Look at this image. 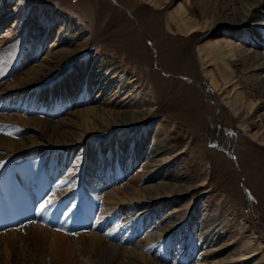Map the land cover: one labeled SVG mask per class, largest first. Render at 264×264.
I'll return each instance as SVG.
<instances>
[{"label":"rangeland","instance_id":"obj_1","mask_svg":"<svg viewBox=\"0 0 264 264\" xmlns=\"http://www.w3.org/2000/svg\"><path fill=\"white\" fill-rule=\"evenodd\" d=\"M24 1L23 8L25 13H28L26 14L27 17L31 19V32L28 39H32V45L34 46V43L37 40L33 37V34L37 32L34 24L37 25L38 23L40 25L39 28L42 30L47 26H52V30L47 31L48 33H46L47 37L43 42V49H41V52L44 49L49 48V45L54 42L55 35L58 36V26H61L60 33H64L62 38L64 37L65 40H63L62 43L58 42L59 39L57 38L55 40L57 47H61V49L68 48L76 53L75 58L71 60L65 72L64 70L62 71L64 75L69 71L73 72V70H71L72 67L77 66L78 62L83 58L85 64H89L94 78L97 79L99 83H105V76L112 79V83H105L103 87H99V89L98 87L93 88L90 92V98L87 99V97L84 98V96L81 95V93L86 91L84 90L86 82L84 80V82L77 81L75 82V91H72L71 95H68L67 97H62L60 102L56 104L62 107L60 108V111L55 112L57 114L53 113V115H46L50 123L54 125L60 123L58 129H68L69 131L76 132V136L80 140L75 143L76 146L74 150L66 151V149H64L62 153H60V150L55 151L54 149H51L50 151H38L42 146L37 143H41L44 146L46 141L37 142L35 145L31 146V151L29 150L30 152L24 151L29 152V155L20 156L21 154H16L13 158H8L10 161H12L11 159L19 160L16 164H13V171L11 169V164H0V178H7L9 173H13L15 169L17 170H15L16 173L25 172V176H21L17 182L13 183L12 180L9 186L4 184L3 187H0V192L2 194L3 189H6L10 210H14L15 213L17 211L15 203L21 201L19 197L14 196L13 192L11 194L8 191L11 186L17 187L15 184H22L21 181L25 180L27 187H29L32 182H41L38 187H43L42 190H44V185L48 181V183L53 182V184L50 183L46 188L44 191L46 193L45 196L42 193L40 197L39 193L34 192L33 189H30L28 192V198L30 200H32V198H35L37 201L41 200L40 203L38 201L34 212H36V210L38 211V208H42L41 205H45V207H43V210H46L45 212L48 211L49 214L53 213L54 216L58 213L61 215L62 211L57 212V210L61 206H64L65 209L63 215L65 216L68 214L71 221L82 217V221L89 222L90 219L88 217L81 216L82 213L79 214L80 216L77 215L76 210L84 202H95L94 211L97 214L100 212L98 206H100L101 202L102 204L104 203V200L95 196L92 192V190L95 191L94 184L96 186L97 184H100L97 186V189L99 192H102L101 190L103 188L104 180L106 179L105 174L101 175V172L98 173L102 167H98V163L94 161L96 158L98 160L100 159L99 154L94 152L96 144H103L102 149H104L102 152H106L108 170L110 172L108 181L111 183L106 185L103 188V191L104 189L108 190L115 186L120 187V185L127 182L131 183L134 179H141V186L146 188L147 191L150 190L151 186H154L153 184H159L161 181L160 183L167 182L169 184H174V188L176 185L179 187L183 186L184 192L177 199L178 201L176 203H173L174 200L171 199L172 194L168 195L162 204H159V202L146 204L144 203L146 199L145 197H143V199L142 197L137 198V196H132L128 202L124 201V203L122 202V204H119L117 207L107 208L106 210L108 213H106L105 216L115 215L116 217L113 216L115 218L114 222L107 223V226L101 228L104 235L107 234L108 236L107 241L111 238L110 246L114 248L113 253L111 251L108 252L109 258L106 259L104 264H111V260L112 264H116L119 259L118 257L121 254L126 252L127 257H129L128 255L132 251L136 252V255L139 258L137 261L134 262V259L124 257L122 262L119 260L117 264H173L170 262L172 260L175 261L174 264H178L179 261H181L182 264L254 263L256 257L264 251V222L258 220V216L264 214V145H257L255 142H251L246 138V140H241L240 143L237 144V140L240 139L241 134L243 135L245 133L239 124L235 122V126L239 128L236 139L227 146H221V143L218 142L217 139L215 141L212 139V136L215 138L216 136L210 132L208 111H202V107L195 102V96L188 99L185 97V87L188 86V84L193 91L195 90L192 86L198 90V88L202 89V87H209L210 85L208 76L202 74L198 62L195 60L193 44L185 41L183 38L184 36L177 34L175 29L171 28V30H168L165 27V12L170 6H173L177 0H172L170 6L163 10L151 6L149 3H143L141 0H128L129 6L125 4L123 0H104L106 2V7L101 6L103 0ZM223 3L226 4L223 0H216L212 4H218V7H220L224 5ZM143 4L145 7L142 6ZM11 5H8L7 8L11 7ZM255 15L256 16L253 20H248L246 23L248 22L252 26L260 25L263 27L264 6L263 8L258 6ZM142 19H145L147 22V30L153 29L151 27L154 26L149 19H152L154 23L160 22L159 28L157 29V39L147 30L144 31L140 27V21ZM13 22L14 17L8 18L5 23L2 22L3 24H0V36L3 32L12 27ZM227 23L228 22L225 20L222 22V24ZM23 33L24 32H22V34ZM134 36L137 37V41L134 40ZM234 38H236V34L235 36L233 34V39ZM245 40L247 41L246 37H243L242 35L236 40V42L242 43ZM27 42L23 44L12 43L11 46H8L7 43L3 45L0 44V54H3L4 59H6V54L15 55L12 60L13 62L11 61L12 63L9 65L5 60L0 62V81H4L5 83L9 82L14 74L24 68H21L24 64H20L19 62L23 58L22 52L26 49ZM64 42L68 43L65 44ZM251 49L253 48L251 47L250 50ZM176 50V54L179 53L178 55H180L181 58L178 61L175 59L177 65L175 68H169L166 63H169L168 60L170 61L172 59ZM189 52L194 55V76L185 71L187 68L185 56ZM39 55L35 57L37 59L31 61L29 64L30 66L36 64L40 60L42 55ZM102 57H104L106 61H101ZM115 66L116 70L114 68ZM234 67H239V65H236L235 63ZM15 68H17V70H14ZM150 70H154V74L151 75L148 72ZM102 71H106V73L98 78ZM120 74H123L121 79L117 77ZM129 77L139 78L142 84L146 85L151 93V96L147 95L146 97H154L152 108H148L150 111L148 118H143V123H136L128 128H126L128 126H126V123H123V125L119 127L106 120L100 124V126H117V129H112L110 135L104 136L103 133L101 134L98 133L99 131H96L95 133L97 134V137H81L86 131L82 126L76 124L78 121L77 116L75 115L76 112L74 113V111L82 113L87 106H97L102 99L107 100L109 95H112L109 100L110 104L118 101L121 98L120 93L122 90L115 91L116 83L119 81V83H121L124 79L128 80ZM255 77H257V75H255ZM255 77H253L254 80H256ZM115 79L116 82L114 81ZM194 79L198 84V88L193 83ZM56 80L57 79L48 81L44 87L52 84ZM126 85L127 84L124 83V86ZM128 87L131 88L132 86L128 85ZM137 90L138 89H135L134 92H137ZM20 92L23 94V91ZM20 92L17 90L14 91V93L10 94L11 98L0 103L2 106L4 103H7V107L5 105L3 106L5 108L0 106V114H5L0 115V135H8L10 137L25 136L24 143L30 145L31 141H34L35 138L39 140L38 128L35 129L32 126L29 128V126L26 127L24 125V127H21L18 125V121H13L12 119L13 114H23L22 110H18L16 107L20 105L23 107L31 105L27 101V95H24L23 97L21 96L22 94H19ZM75 92L80 94V96L75 97L73 95ZM195 92L197 93V91ZM211 93H213L215 102L222 103L220 97L214 90ZM77 94L75 95L77 96ZM197 97L201 99L202 102L203 97L200 98L198 93ZM130 99L131 96L127 97L124 102L132 101V99ZM67 100L69 102H67L68 104L66 103ZM36 110L38 111L40 108H37ZM262 110H264V108ZM37 111L30 112V114L39 115L40 113ZM257 118L258 117H255V119ZM138 119L137 121H139ZM124 120L129 121L130 118H124ZM98 126L99 124L93 126L91 131H95L96 129L100 130V128H97ZM262 129L264 130V128ZM137 130L144 131L142 135L144 138L142 137L140 142L135 140V142L130 145H123L122 143L118 146L119 142L131 137L132 132ZM252 130H254V128H252ZM47 137L48 136H41L40 140H47ZM169 137L176 139L175 141H171ZM49 139L55 142H59L60 140H56L52 137ZM109 143L110 145H108ZM137 143H139L138 146H136ZM164 144L169 148V153H163L165 156L164 161L169 160V166L163 173L164 177L160 178V176L156 175L151 178L148 172L146 174H141L139 172L141 164L153 166V158H161L159 155L152 157V149L155 150L156 146L159 148ZM3 146V143H0V153L8 151ZM110 146L113 147V151H111V148L108 149ZM236 146L239 147L241 155L237 154L238 152L236 153ZM132 148L136 151L137 155L140 154L137 158L131 153ZM88 150L94 163H92L91 168L87 171L86 177L83 179L87 178L86 180L89 182L92 181V183H89L87 184V187H84L83 181L80 178L81 181H79V183L77 182L76 186L79 184L81 185H79L77 190L72 192V190L76 188L75 186L61 196L53 197L51 192L56 187L61 186L63 182L60 181L64 179L63 174L71 172L66 178L69 179L75 174V172L77 173L78 171L75 168L78 167L73 163H81L79 159L83 158L82 164H84L85 161L83 160H85L84 157L86 154L82 151L88 152ZM32 151H35V155L32 154ZM178 151L179 153L177 154ZM253 155L255 156L254 164L258 165L260 168L255 172H252L253 165L248 161V158H252ZM46 157H52L53 159L50 168H53L54 165L58 164L62 169L61 176L58 174L59 171L54 175L56 178L55 180H53L52 175L50 177V173L45 177V172L46 170L48 171ZM31 158L38 163L39 161H42V170H39L38 166L37 168L34 167L33 176L29 175V170L32 169H29V164L32 162ZM22 159H25V161H22ZM241 160L244 161L246 172L242 171ZM262 169V176L256 178L257 174H259V171ZM171 170L178 173L179 180L177 179L175 181L173 176L167 177L166 174ZM97 173L99 179L93 177V175ZM117 173L118 175H115ZM248 180H251L254 185L250 184ZM56 184L57 186L54 188V185ZM16 191L15 193H17ZM21 191H23V189ZM155 191L160 193L164 190L157 189ZM68 194L69 196L73 194V197L70 196V198L67 199ZM58 198L61 199L60 203L56 201ZM47 201H50V203H46ZM32 203L34 206L35 204L33 200ZM24 205L26 206L25 203ZM173 205H178V208L179 205H182L185 208L173 211ZM5 206L6 205L4 204V207ZM90 208L92 207L90 206ZM195 210L196 212L194 216L193 212ZM70 211L72 213L76 212V215H71ZM208 211L212 213L215 212L218 215L219 221L217 222L219 223H214L213 229L210 231V233H212L213 239H211V241L213 244L200 248V241H198L197 244L195 242V232H197L201 226H203L201 228L206 227V224H202V220H204V218H202V213H204L205 216H209L207 215ZM97 216L98 215H96V217ZM241 218L246 221L244 227H241ZM134 219L135 221L131 222L132 224L128 226L126 231L122 232L123 228H120L119 230V227L123 222ZM34 220L36 221L39 219L33 217V219L24 221L19 224V226L7 227L3 230L0 229V241H2L4 237H12V241L14 240L12 245H8V249L2 250L3 247H7V244L0 246V264H31L34 262L36 257L28 255L32 250L30 245L32 244L31 241L20 238V236H24L28 233L27 231H29L30 228L28 227L29 225H23L28 222H34ZM78 220L76 223L81 222ZM192 221L193 224L190 225ZM179 222L182 224L179 229L182 230L178 232L179 234H175V231H173L172 228ZM93 225L94 224H92V227ZM195 226H197L198 229L193 230L194 232L192 235L191 233L186 234L189 228H195ZM19 227L21 228L19 229ZM15 228L18 229L16 230ZM83 228H85V230L90 229L88 223L87 227L83 226L82 229ZM68 230H70V228H68ZM111 230H115L114 235L110 234V232H112ZM253 231L258 233L259 239L262 241L261 249L250 258H240L238 252L235 250V246L240 240L246 239L250 237V235L253 236ZM120 234L123 236L130 234V242L121 243ZM173 237L175 238L173 239ZM101 238L103 239L104 237ZM178 241H180L177 245L178 248L173 249V252L171 253V247L174 244H177L175 242ZM226 242L229 244L224 245L223 243ZM115 244L118 246L115 247ZM140 244L145 247L140 246ZM149 245H152L153 247L155 246V248H152L150 257L146 256L145 251V248ZM81 246L82 245H80V250L83 249L82 252L84 251L83 253H85L86 244H83V248ZM99 247L100 246H98L97 250ZM123 247H125L124 252L121 250ZM186 249H189L190 251ZM153 250L155 252H153ZM233 250L236 252L235 256H231L230 254ZM156 254H158V256ZM202 254H208L207 259L201 261L200 256ZM164 255H167V258H163ZM161 256L162 259H160ZM96 259L98 263L101 261L98 253L96 254Z\"/></svg>","mask_w":264,"mask_h":264},{"label":"bare ground","instance_id":"obj_2","mask_svg":"<svg viewBox=\"0 0 264 264\" xmlns=\"http://www.w3.org/2000/svg\"><path fill=\"white\" fill-rule=\"evenodd\" d=\"M123 1L129 6L128 0ZM171 1L172 0H141V2L143 3H149L151 6H154L155 8L158 7L162 10L164 8L169 7ZM215 1L216 0H177V2L173 6H170V8L165 12V27L168 30H171V28L175 29L177 34L184 36L183 38L185 41L193 44L195 51V60L196 62H198L200 71L202 72V74L208 76L209 78L210 86L202 87V89L198 88V84L195 79L193 82L194 85L200 91H198L193 86L192 88L197 91V93L200 95V98L203 97L202 102L201 99L197 97V93L190 88L189 84L185 87V97L188 99L195 96V102H197V104L202 107V111H208L210 119V132L215 134L216 136V138L212 136L213 141L217 139V141L221 143V146H227L228 144H230L233 140L236 139V136L238 135L239 128L235 126V122H237L245 133L243 135L241 134L240 139L237 140V144L240 143L241 140H244L246 138L249 139L251 142L253 141L257 145L261 146L264 145V130L262 129L264 128V110H262L264 108V98H261L264 97V26H252L248 22L246 23V21L253 20L255 18L256 8L258 6H261L263 8L264 0H223L226 4L223 3L224 5L220 7H218V4H212ZM24 2V0H0V24L2 22L5 23L8 18L14 17L12 27L9 28V30L3 32V34H1L0 36L1 45L5 43H7L8 46H11L12 43L23 44L27 42V40L30 43L32 42L31 38L28 39L31 32V19L27 17L26 14L28 13H25V10L23 8ZM8 5H11V7L7 8ZM101 6L106 7V2L104 0ZM142 6L145 7L144 4ZM149 20L150 22H152V25H154L153 27H151L153 29L147 30V22L145 19H142L140 21V27L144 31L147 30L151 35H153L157 39V29L159 28L160 22L154 23L152 19ZM224 20L228 23L222 24ZM34 25L37 32L33 34V37L37 40L34 43V46L32 45V43H26V49L24 50V52H22L23 58L19 62L20 64H24L21 67L24 68H20L21 70L19 69L20 71L14 74L13 78L9 80V82L5 83L3 81V83L2 81H0V103L11 98L10 94L14 93V91H23V94L22 92H20L19 94H22L21 96L23 97L24 95H27V101L31 105H27V103V107H23L21 105L16 107L18 110H22L23 114H13V121H18L19 124H16L21 127L24 125L26 127L29 126V128L31 126L35 129L38 128L39 140L41 136L48 137L47 140L45 139L43 141H39L35 138L34 141H31L30 145H27V143H24L25 136L10 137L8 135H0V143H3V147L8 150L0 153V164H11V167L14 166L13 164H16V162L19 160L11 159L12 161H10L9 157L13 158L14 156H16V154H21L20 156L29 155V152L31 151V146L35 145L37 142L46 141L48 143L47 144L45 142L44 146L41 143H37L42 146L39 148L38 151H50L51 149H54L55 151L60 150V153H62L64 149H66V151L74 150L76 146L75 143L80 140L76 136V132L69 131L68 129H58V125H60V123L58 125L50 123L46 115H53V113L60 111V108L62 107L56 104L60 102V99L62 97H67L68 95H71L72 91H75V82L77 81L86 82L84 89L86 91L84 93H81V95H83L84 98L87 97V99L90 98V92L91 90H93V88L98 87L99 89V87H103L105 83H112V79L106 76L105 83H99V81L94 78L90 70L91 68L89 64H85V60H83V58L78 62L77 66L72 67L71 70H73V72L69 71L68 73H66V75H64L62 71L64 70L65 72L71 60L75 58L76 53L72 52L68 48L61 49V47H57V43H55V40L57 38L59 39L58 42L63 43V40H65L64 37L62 38L64 33H60L61 26H58V36L55 35L54 42L49 45V48L44 49L41 52V49H43V42L47 37L46 33H48L47 31L52 30V26H47L45 27V29L42 30L39 28L40 25L38 23L37 25ZM22 32L24 33L22 34ZM233 34L234 36L236 34V38L234 39ZM242 35L243 37H246L247 41L245 40L242 43L236 42V40L239 39ZM134 40L137 41V37L134 36ZM64 43L66 44L68 42ZM251 47L253 49L250 50ZM176 53L177 50L175 51V54H173L172 59L170 61L168 60L169 63H166L169 68H175L177 66L175 59H177L178 61L181 58V56L178 55L179 53ZM39 54L42 55L40 57V60L36 64H32L30 66L29 64L31 63V61L37 59L35 57H37V55ZM14 57V54H6V59H4L3 54H0V62H3L5 60L6 63H8L9 65L13 62L12 60ZM185 58L187 62V68L185 71L188 72V74L190 73V75L194 76V55L189 52L186 54ZM104 60L106 61V59L102 57L101 61ZM235 63L236 65H239V67H234ZM116 66L114 67L115 70ZM14 70H17V68H15ZM148 72L151 75L154 74V70H150ZM105 73L106 71H102L99 74L98 78H100V76ZM255 75H257V77H255ZM117 77L121 79L123 77V74H120ZM253 77H255L256 80H254ZM55 79L57 80L54 81L52 84L46 85L44 87V85L48 81ZM114 81L116 82V79ZM119 82L116 83L115 87V91L122 90V92L120 93L121 98L118 101H115L114 103L110 104L109 100L111 99L112 95H109L107 100L102 99L97 106H87L84 109V112L82 113L74 111V113L76 112L75 115L77 116L78 121L76 122V124L82 126L83 129L86 131L81 135V137H97V134L95 133L96 131H99L98 133L101 134L103 133L104 136H108L112 133V129H117V126L120 127L123 125V123H126V126L128 125L126 128H128L136 123L141 124L143 123V118H148L150 112L148 108H152L154 103V97H146L147 95L151 96V93L149 92V89L146 87V85H143L141 80L137 77H129L128 80L124 79L123 82ZM124 83H126L127 85L124 86ZM128 85L132 87L130 88L128 87ZM133 88L138 89L137 92H134L135 89ZM213 90L220 97L222 103L215 102V99L213 98V93H211L213 92ZM75 94H77V92L73 94L75 97L80 96V94H77V96ZM129 96H131L132 101L124 102V100ZM67 102L68 100L66 101V103ZM4 105L7 107V103H4ZM0 106L2 108H5L2 106V104H0ZM37 108H40V110L37 111ZM36 111L40 114H30V112ZM255 117L258 118L255 119ZM124 118H130L131 122L130 120H124ZM137 119L139 121H137ZM106 120L116 124L117 126H100V124H102ZM47 124H50L52 126ZM98 124L99 126L97 128H100V130L96 129L95 131H91V129H93V126ZM252 128H254V130H252ZM143 133L144 131L142 130L132 132L131 137H128L126 140H123L125 143L123 141L119 142L118 146H120L122 143L123 145H130L135 142V140H138V142H140L142 137L144 138V136H142ZM50 137L56 140H60L59 142H55L53 140H50ZM169 139L171 141H175L176 138L169 137ZM108 145H110V143ZM138 145L139 143H137L136 146ZM102 147L103 144H96L94 152L99 154L100 159L98 160L96 158L94 161L98 163V167L103 168V170L101 168L98 173L101 172V175H106V179L104 180L103 184L104 188L106 185H109L111 183L108 181L110 176V172L108 170V160L106 159V152H102L104 149H102ZM110 148L111 151H113V147L110 146L108 149ZM155 148V150L152 149L151 156L155 157L159 155L161 156V158H153V166L148 164H141V169L139 170V172L141 174H146L148 172L151 178L155 177L156 175L162 178L164 177L163 173L165 172V170H167V167L169 166V160L164 161L165 156L163 153H169V148L165 144L163 146H160L159 148H157V146ZM235 150L236 153L238 152L237 154L241 155L239 147L236 146ZM131 151V153H133L134 157L136 158L140 155H137L136 151L133 148ZM34 152L35 151H32L33 155H35ZM82 152L86 154L84 157L85 160H83L85 161V163L82 164L83 158L79 159L81 163H73L76 167H78L75 168L78 172H75V174L69 179L66 178L71 172L63 174L64 179L60 181L63 182L61 186L56 187L57 184L54 185V188H56L51 192L53 197L61 196L62 194L68 192L70 188H74L77 182L79 183V181L81 180L83 181L84 187H87V184L92 183V181H87V178H83L86 177L88 169L91 168L92 163L94 162L90 157L89 150L88 152ZM178 153L179 151L177 152V154ZM52 160V157H46V166L48 168V171L46 170L45 177L50 173V177L52 175L53 180H55L56 178L54 175L56 174V172L59 171L58 174H60L61 176L62 169L60 168V166H58V164L54 165L53 168H50L53 162ZM254 160V155L252 158H248L250 164L253 165L254 170L251 168L252 172H255L257 169H260L258 165L254 164ZM22 161H25V159H22ZM241 162L242 171L246 172L244 161L241 160ZM41 164L42 161H39L38 163L37 161L32 159L31 164H29V169L32 168L29 170V175L33 176L34 167L37 168L38 166V169L42 170ZM11 169L13 171L14 168L12 167ZM14 172L9 173V176L7 178H0V187H3L4 184L9 186L12 180L14 183L17 182V180H19L21 176H25V172ZM259 172L260 173L257 174V177H254L260 178V176H262L263 174V169ZM98 173L93 175V177L99 179ZM115 175H118V173ZM166 175L167 177L173 176L175 178V181L177 179H180L178 173L173 172V170L169 171ZM248 181L250 182V184L254 185L251 180ZM21 182L22 184H15L17 187L11 186V191L10 189L8 190L11 194L13 192L14 196L19 197V199L21 200L15 203V207L17 208V211L15 213L14 210H10L8 206L6 189H3V194L0 192V229L3 230L7 227L19 226V224L23 223L24 221L33 219V217L39 219L36 221L34 220V222H28L24 224L23 226L29 225L28 227L30 228L29 231H27L28 233H26L24 236H20L21 239H28L32 243L30 244L32 250L28 255L32 257L35 256L36 258L31 264H104L106 259L109 258L108 252L111 251L113 253L114 248L110 246L111 238L109 239V241H107L108 236L107 234L104 235L101 228L107 226V223L109 224L114 222V217H116L115 215L105 216V214L108 213L106 210L107 208L117 207L119 206V204H122V202L124 203V201L128 202L132 196H137V198L145 197L146 199L144 203L146 204L154 202H159V204H162L163 201L166 200L168 195L172 194L171 199L174 200L173 203H176L178 201L177 199L184 193L183 186L179 187L175 184L176 186L174 188V184H169L167 182L160 183L161 181L159 182V184H153L154 186H151L150 190L148 191L146 188L141 186V179H134L131 181V183L127 182L123 185H120V187L115 186L108 190L104 189V191L102 188V192H99L97 189V186L100 184H97V186L94 184L95 191L92 190V192L95 194V196L100 197L102 200H104V203L102 204L101 202L100 206H98V210L100 212L97 214L95 213V202H84L80 205L79 208H77V215L82 213L81 216L88 217L90 221H82V217L76 218V220L71 221L68 214L65 216L63 215L65 209L64 206H61L57 210V212L62 211L61 215L58 213L54 216L53 213L49 214L48 211L45 212L46 210H43V208H38L39 210H36V212H34L39 200L37 201L35 198H32L35 204L33 206L32 200L28 198V192L30 189H33L34 192L39 193L40 197L42 193L45 196L46 193L44 191L50 184L48 183V181L44 185V190H42L43 187H38L41 182H32L29 187H27L25 180ZM79 185L76 186V188L73 189L72 192L77 190L79 188ZM22 189L23 191H21ZM157 189H163L164 191L158 193L155 191ZM15 191L17 193H15ZM67 196V199H69L70 196L73 197V194L70 196L68 194ZM56 201L60 203L61 199L58 198ZM23 202L26 204V206ZM40 202L41 200L39 201V203ZM4 204L6 205L5 207ZM90 206L92 208H90ZM183 208L185 207H183L182 205H179V208L178 205H173V211H177ZM195 212L196 210L193 212L194 216ZM70 214L74 216L76 215V212H71ZM202 214V218H204V220H202V224H206V227L201 228L203 227L201 226L198 229L197 226H195V228H189L186 232V234L191 233L192 235L194 232L193 230L198 229V231L195 232V242L197 244V242L200 241V248L203 246L207 247L209 244H213V242L211 241V239H213L212 233H210V231L213 229L214 223H219L217 222L219 221L218 215L215 212L212 213L208 211L207 215L209 216H205L204 213ZM96 215L98 216L96 217ZM241 219V227H244L246 221L243 218ZM77 220L81 222L76 223ZM258 220L264 222V214H260L258 216ZM133 221H135V219L126 220L125 222H123V224L120 225L119 230L120 228H123L122 232L126 231L128 226L131 225V222ZM87 223L90 229H82L83 226L87 227ZM92 224H94L93 227ZM192 224L193 221L190 225ZM181 225V222L174 225L172 230L175 231V234L182 230L179 229ZM20 228L21 227H19V229ZM68 228H70L71 231L68 230ZM111 231L112 232H110V234L114 235L115 230ZM253 233V236L250 235V237L242 239L236 244L235 250L238 252V256L240 258H250L261 249L260 247L262 241L259 239L258 233H255L254 231ZM129 236L130 234H127L126 236L120 234L121 243H129L131 240V238L129 239ZM101 237H104V240ZM174 238L175 237H173V239ZM13 241L12 237H4L3 240L0 241V246L7 244V247H3L2 250L8 249V245H12ZM179 242L180 241L175 242L177 244H174L171 247V253L173 252V249L178 248L177 245ZM83 244H86V250L84 248L85 253H83L84 251L82 252L83 249L80 250V245L83 246ZM223 244L226 245L229 243L226 242ZM152 245H149L147 246V248H145L146 256L148 257H150V253H152V248H155V246L153 247ZM98 246L100 247L97 250ZM117 246L118 245L115 244V247ZM140 246L145 247L141 244ZM121 250L124 252L125 247L121 248ZM235 250L230 252L231 256H235ZM153 252L155 251L153 250ZM97 253L99 254L101 260L99 263L96 259ZM208 254H202L200 256L201 261L207 259ZM156 255L158 256V254ZM128 256L129 257H127L126 252H124V254H121L118 257L119 259L117 260L116 264L119 262V260H121L122 262L124 257L134 259V262L139 259L136 255V252L133 251L129 253ZM163 258H167V255H164ZM160 259H162V256ZM170 262L173 264L175 263V261L173 260ZM178 264H182L181 261H179ZM252 264H264V251L256 257L254 263Z\"/></svg>","mask_w":264,"mask_h":264},{"label":"snow or ice","instance_id":"obj_3","mask_svg":"<svg viewBox=\"0 0 264 264\" xmlns=\"http://www.w3.org/2000/svg\"><path fill=\"white\" fill-rule=\"evenodd\" d=\"M46 203H50V201H47ZM41 207L43 208V207H45V205H41Z\"/></svg>","mask_w":264,"mask_h":264}]
</instances>
